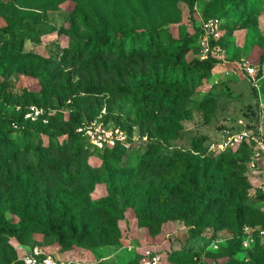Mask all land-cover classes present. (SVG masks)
<instances>
[{
	"label": "rangeland",
	"instance_id": "rangeland-1",
	"mask_svg": "<svg viewBox=\"0 0 264 264\" xmlns=\"http://www.w3.org/2000/svg\"><path fill=\"white\" fill-rule=\"evenodd\" d=\"M210 1L197 0L191 18L188 0H0V25H16L30 31L32 36L24 41L23 49L48 58L75 40L65 31L60 32L63 26L69 25V17L75 9L116 15L128 19L137 31L163 28L175 38L186 39L190 46L186 58L193 66L196 59H205L200 42L201 22L219 17L223 29L216 49L221 58H216L211 72L193 68L192 71H199L203 77L188 84L194 90L188 105L191 116L181 122L183 136L164 145L162 152L174 155L177 150L189 151L214 160L229 150L234 153L238 169L245 168L243 175L248 183L247 190L241 189L242 192L235 190L237 187L233 185L227 189L228 199L250 216L240 227L241 237L235 235L237 224L229 219L232 206L229 202L210 208V215L197 225L193 218L197 217L198 210L187 214L181 210L180 200L157 195L158 188L165 185L152 170L156 173L161 170L152 166V170L142 175L138 164L144 148L130 150L134 143L145 141L139 137L136 127V139L120 160H110L106 165L99 150L86 146L87 155L81 157L75 181L69 178L65 183L50 180L27 204L18 189L0 194V264L12 262L14 257L36 246L66 264H129L136 258L139 264H144L147 253L160 256L161 264H172L169 255L178 250L196 252L194 264H223L229 260L227 249L231 246L237 249L235 257L254 264L248 250L257 243L264 246V152L257 161L255 149L250 144L251 152L247 155L238 152L240 145L221 150L218 144L236 129L241 117L249 125H262L264 133V115L259 116L261 101H264V62H260L264 53V0H223L214 14L207 10ZM80 29L84 27L81 25ZM248 64L262 72L260 85L256 87L258 95L245 71ZM1 84L13 95H20L25 88L40 89L37 76L18 70L0 73ZM201 101L205 108L198 105ZM15 104L13 98L1 95L0 107L3 105L6 112L19 109ZM67 109L65 104L60 111ZM115 111L135 115L127 97L115 104ZM12 135L16 137L18 133ZM51 136L58 143L66 140V135L57 137L51 130L48 134L35 132L32 140L47 145ZM195 137L199 138V150L192 146ZM201 168L192 169L198 178ZM112 196L117 198L118 212L112 213L96 204ZM65 207L69 211L78 210V213L91 209L93 219L117 225L118 242L92 247L64 245L45 227L50 217L65 211ZM234 238L235 244L231 245ZM261 259L264 264V252Z\"/></svg>",
	"mask_w": 264,
	"mask_h": 264
},
{
	"label": "trees",
	"instance_id": "trees-1",
	"mask_svg": "<svg viewBox=\"0 0 264 264\" xmlns=\"http://www.w3.org/2000/svg\"><path fill=\"white\" fill-rule=\"evenodd\" d=\"M196 1L188 0L191 18ZM222 3L223 0H211L207 10L214 14ZM62 31L75 40L47 58L23 49L24 41L32 36L30 31L16 25H0V73L23 71L37 76L40 85L39 90L25 88L20 95H13L4 84L0 85V98L1 95L13 98L19 108L8 113L3 105L0 107V194L18 189L27 204L50 180L65 183L69 178L75 181L81 157L87 155L86 146L99 150L106 165L110 160H120L122 153L129 149L120 144L99 149L77 131L82 124L101 116L106 125L121 127L130 138L136 134V127L141 138L147 137L144 142L134 143L130 150L144 148L138 164L142 175L152 170V166L161 170L159 173L152 170L165 185L158 188V196L180 200L178 202L185 209L179 206L187 214L198 210L197 217L193 218L197 225L210 215V208L229 202L232 205L229 219L237 224L234 232L240 238V227L250 216L228 199L227 189L233 185L237 187L235 190L242 192L247 190L248 183L243 175L245 168L238 169L234 153L229 150L214 160L189 151L177 150L174 155L162 152L164 145L183 136L181 122L191 116L188 105L194 90L188 84L203 77L199 71H192L193 68L211 72L217 59L208 56L189 65L186 56L190 46L186 39L175 38L163 28L137 31L128 19L116 15L75 9L69 17V25L63 26ZM221 38L222 35L212 41V45H217ZM260 62H264V53ZM261 74L260 71L259 76ZM253 90L258 95L255 86ZM125 97L132 102L134 116L115 111V104ZM65 104L68 109L60 111ZM198 105L205 108L204 101ZM32 106L44 109L35 121L25 118ZM52 110L57 113L52 114ZM50 130L57 137L66 135L65 142L58 143L51 136L47 145L42 141L34 143L35 132L48 134ZM13 133L18 135L14 137ZM199 145V138L195 137L192 146L199 150ZM238 152L249 154V143H241ZM200 167L198 178L192 169ZM148 203L151 202L148 200ZM96 204L112 213L119 211L114 196ZM65 208L66 212L52 215L45 227L64 245L92 247L118 242L117 225L93 219L91 209L78 213V210ZM1 219L4 220V216ZM235 241V238L231 240V245ZM227 250L229 260L223 264H248L235 257L236 247L230 246ZM248 252L254 264H263V245L257 243ZM196 255L194 251H174L169 255V262L194 264ZM19 257L8 264L18 261ZM129 264H139V258Z\"/></svg>",
	"mask_w": 264,
	"mask_h": 264
},
{
	"label": "built area",
	"instance_id": "built-area-1",
	"mask_svg": "<svg viewBox=\"0 0 264 264\" xmlns=\"http://www.w3.org/2000/svg\"><path fill=\"white\" fill-rule=\"evenodd\" d=\"M201 29V48L202 52L207 58L212 56L215 58H221L217 55L216 46L212 45V41H217L222 35V21L219 17H211L203 20L200 24ZM218 56V57H217ZM245 71L251 84L255 87H259L261 77L259 76L258 69L253 65H245ZM105 112V110H103ZM44 113L43 108L32 106L26 113L25 118L33 121L37 120L41 114ZM260 117L264 115V101H261ZM263 113V114H262ZM78 132L86 135L90 143L99 148H111L116 144H120L126 149L130 148L132 143L136 139V134L132 138L129 137L128 133L121 127L106 125L102 120L101 116L97 119L82 124L78 129ZM262 125L248 124L245 119L241 117L238 120L236 129L228 135L229 137L220 142L218 147L221 150L226 149L230 145H240L243 142H248L255 149L256 160H260L262 153L264 152V137H263ZM140 137V136H139ZM141 138V137H140ZM142 139H147L146 136ZM256 161L253 162V165ZM144 264H160V256L150 255L143 259ZM12 264H66L60 261L59 258L43 252L38 246L34 247L30 251L25 252L21 255L18 261Z\"/></svg>",
	"mask_w": 264,
	"mask_h": 264
}]
</instances>
